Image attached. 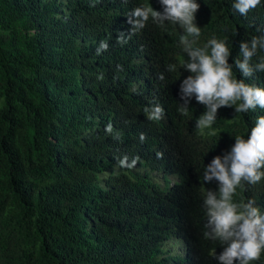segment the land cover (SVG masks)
Here are the masks:
<instances>
[{"label":"trees","instance_id":"obj_1","mask_svg":"<svg viewBox=\"0 0 264 264\" xmlns=\"http://www.w3.org/2000/svg\"><path fill=\"white\" fill-rule=\"evenodd\" d=\"M196 2L195 47L225 41L233 78L264 88V72L245 78L235 66L241 42L264 36V0L246 16L236 0ZM140 6L163 11L160 0H0V264H218L226 245L204 236L218 182H204L205 167L247 139L264 109L221 107L201 135L206 106L193 97L180 111L192 75L184 30L150 17L130 32ZM262 58L258 48L250 64ZM156 105L163 118L149 120ZM124 156L135 167H119ZM233 199L264 215V178Z\"/></svg>","mask_w":264,"mask_h":264},{"label":"clouds","instance_id":"obj_2","mask_svg":"<svg viewBox=\"0 0 264 264\" xmlns=\"http://www.w3.org/2000/svg\"><path fill=\"white\" fill-rule=\"evenodd\" d=\"M261 0H236L232 5L240 15L246 16L260 5ZM163 11H156L151 6L136 7L128 23L132 26L130 32L143 29L151 17L154 23L163 25L165 21L178 24L184 34L180 36L183 51L190 58L183 67L192 73L185 78L180 86V111L187 114L191 99L206 106V111L197 119L196 128L200 134L205 129H211L217 119L218 109L236 105L235 112L247 113L257 107L264 109V88L252 86L243 79L233 78L232 65L228 63L230 49L225 41L212 38L203 48L195 47L201 34V28L195 23V14L200 5L196 0H160ZM130 38V36L128 37ZM117 42L126 44L127 39L121 33ZM109 45L101 41L97 55L107 51ZM210 48V54L208 49ZM264 49V36L253 37L249 42L242 41L240 52L243 60H235V66L243 77H251L255 71L264 72V58L255 66L250 64L257 49ZM175 70L171 65L169 71ZM102 78V77H101ZM164 79L163 74L159 77ZM239 102V103H238ZM148 112L149 120L163 118L164 110L159 105ZM106 131L111 133L112 126ZM212 130L208 135H215ZM118 138V137H117ZM145 136L140 135L143 142ZM138 157L129 162L128 156L118 161L121 168H133ZM264 116L257 117L256 124L251 128L247 139L235 137V143L230 151L223 156H216L205 167L204 182H218V191L208 190L204 200L208 229L204 233L206 239L219 240L226 245L222 252L215 256L218 264H251L258 261L264 253V215L253 199L246 202H234L237 188L255 185L264 178Z\"/></svg>","mask_w":264,"mask_h":264},{"label":"rangeland","instance_id":"obj_3","mask_svg":"<svg viewBox=\"0 0 264 264\" xmlns=\"http://www.w3.org/2000/svg\"><path fill=\"white\" fill-rule=\"evenodd\" d=\"M176 252H179L178 248H176Z\"/></svg>","mask_w":264,"mask_h":264}]
</instances>
